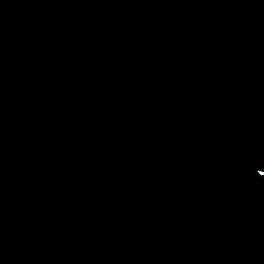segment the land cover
<instances>
[{"label": "water", "instance_id": "1", "mask_svg": "<svg viewBox=\"0 0 264 264\" xmlns=\"http://www.w3.org/2000/svg\"><path fill=\"white\" fill-rule=\"evenodd\" d=\"M264 0H0V264H264Z\"/></svg>", "mask_w": 264, "mask_h": 264}, {"label": "snow or ice", "instance_id": "2", "mask_svg": "<svg viewBox=\"0 0 264 264\" xmlns=\"http://www.w3.org/2000/svg\"><path fill=\"white\" fill-rule=\"evenodd\" d=\"M262 174H264V173H262Z\"/></svg>", "mask_w": 264, "mask_h": 264}]
</instances>
